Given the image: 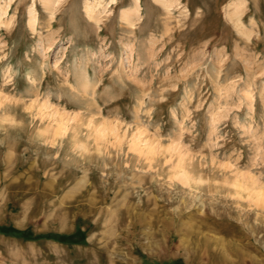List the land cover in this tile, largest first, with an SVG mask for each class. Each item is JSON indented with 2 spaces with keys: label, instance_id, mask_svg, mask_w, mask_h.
<instances>
[{
  "label": "rangeland",
  "instance_id": "obj_1",
  "mask_svg": "<svg viewBox=\"0 0 264 264\" xmlns=\"http://www.w3.org/2000/svg\"><path fill=\"white\" fill-rule=\"evenodd\" d=\"M1 8L0 264H264V0Z\"/></svg>",
  "mask_w": 264,
  "mask_h": 264
},
{
  "label": "bare ground",
  "instance_id": "obj_2",
  "mask_svg": "<svg viewBox=\"0 0 264 264\" xmlns=\"http://www.w3.org/2000/svg\"><path fill=\"white\" fill-rule=\"evenodd\" d=\"M8 5V4H7ZM93 7V6H92ZM91 6H87L86 7V12L87 14L91 17L92 16V12L94 11V8H92ZM5 8H1L0 9V16L3 15L5 13ZM130 11H133V9H131ZM135 11V10H134ZM131 13V12H130ZM30 18H29V23H33L34 19H35V15L34 12L30 10ZM126 18H127V14H126Z\"/></svg>",
  "mask_w": 264,
  "mask_h": 264
},
{
  "label": "trees",
  "instance_id": "obj_3",
  "mask_svg": "<svg viewBox=\"0 0 264 264\" xmlns=\"http://www.w3.org/2000/svg\"><path fill=\"white\" fill-rule=\"evenodd\" d=\"M0 230L1 231H4V232H13L15 234H21L22 231H19V230H15L13 228H5V227H0Z\"/></svg>",
  "mask_w": 264,
  "mask_h": 264
}]
</instances>
